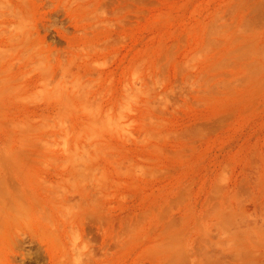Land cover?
Segmentation results:
<instances>
[{"label":"rangeland","instance_id":"rangeland-1","mask_svg":"<svg viewBox=\"0 0 264 264\" xmlns=\"http://www.w3.org/2000/svg\"><path fill=\"white\" fill-rule=\"evenodd\" d=\"M0 264H264V0H0Z\"/></svg>","mask_w":264,"mask_h":264}]
</instances>
